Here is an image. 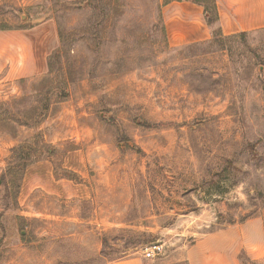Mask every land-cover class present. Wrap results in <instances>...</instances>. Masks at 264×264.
<instances>
[{"label": "rangeland", "instance_id": "374dc122", "mask_svg": "<svg viewBox=\"0 0 264 264\" xmlns=\"http://www.w3.org/2000/svg\"><path fill=\"white\" fill-rule=\"evenodd\" d=\"M86 4L0 0V30L50 21L57 45L0 83V134L26 144L0 159V264H187L264 217V30L172 48L158 0ZM51 168L61 195L32 193Z\"/></svg>", "mask_w": 264, "mask_h": 264}, {"label": "crops", "instance_id": "0c3cea01", "mask_svg": "<svg viewBox=\"0 0 264 264\" xmlns=\"http://www.w3.org/2000/svg\"><path fill=\"white\" fill-rule=\"evenodd\" d=\"M159 1L167 43L172 48L208 43L214 39L217 27L225 36L264 30V0H216L219 20L215 25L208 23L205 8L199 3L191 0ZM53 27L50 21H46L39 27L0 30V83L48 71V57L57 47ZM17 143L21 141L0 134L2 161L9 148L12 150ZM41 163H36L35 169L42 171L46 168ZM48 177L47 183L40 181L31 192L48 187L50 193L61 195L55 193L57 188L59 190L61 177L52 168ZM186 261L187 264H264V217L230 224L204 235L188 247ZM109 264L142 262L135 256Z\"/></svg>", "mask_w": 264, "mask_h": 264}, {"label": "trees", "instance_id": "16d2710c", "mask_svg": "<svg viewBox=\"0 0 264 264\" xmlns=\"http://www.w3.org/2000/svg\"><path fill=\"white\" fill-rule=\"evenodd\" d=\"M165 1H168V0H165ZM192 2H195V3H199L201 5L204 6L205 8V13H206V19L208 21V23L210 25H215L218 20H219V13H218V9H217V4H216V0H191ZM84 2V1H83ZM77 2H70V4H76ZM86 7H90L91 9H93L94 11H96L99 7V0H87V4L85 5ZM158 6H159V13H160V20H161V30L163 31L164 33V40L165 42L167 43V38H166V33H165V27H164V23H163V18H162V5L160 3V1L158 0ZM227 37L225 35H223L221 29L219 27L215 28L214 29V39L216 37ZM213 39V40H214ZM212 40V41H213ZM209 42V43H212ZM168 44V43H167ZM60 53V50L57 49L55 51V54H59ZM56 90H58V95L62 98H66L68 96V92L66 91V87L62 86L60 88H56ZM26 145V144H18L17 146L13 147L12 148V152L15 153L17 152L18 149H22L23 146ZM49 152V151H48ZM26 166V164H25ZM16 167H20L19 166H16ZM14 167V168H16ZM13 168V167H11Z\"/></svg>", "mask_w": 264, "mask_h": 264}, {"label": "built area", "instance_id": "2783aa9c", "mask_svg": "<svg viewBox=\"0 0 264 264\" xmlns=\"http://www.w3.org/2000/svg\"><path fill=\"white\" fill-rule=\"evenodd\" d=\"M161 251H162L161 245H154L147 250L146 256L147 257H155L157 254H160Z\"/></svg>", "mask_w": 264, "mask_h": 264}]
</instances>
